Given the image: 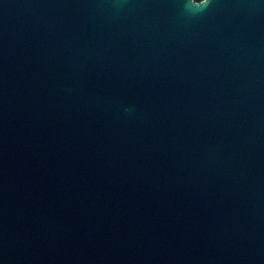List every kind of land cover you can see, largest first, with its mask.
I'll use <instances>...</instances> for the list:
<instances>
[{"label": "water", "instance_id": "water-1", "mask_svg": "<svg viewBox=\"0 0 264 264\" xmlns=\"http://www.w3.org/2000/svg\"><path fill=\"white\" fill-rule=\"evenodd\" d=\"M0 0V264H264V0Z\"/></svg>", "mask_w": 264, "mask_h": 264}, {"label": "clouds", "instance_id": "clouds-1", "mask_svg": "<svg viewBox=\"0 0 264 264\" xmlns=\"http://www.w3.org/2000/svg\"><path fill=\"white\" fill-rule=\"evenodd\" d=\"M210 3H212V0H203V4L200 7H205V6L209 5Z\"/></svg>", "mask_w": 264, "mask_h": 264}, {"label": "trees", "instance_id": "trees-1", "mask_svg": "<svg viewBox=\"0 0 264 264\" xmlns=\"http://www.w3.org/2000/svg\"><path fill=\"white\" fill-rule=\"evenodd\" d=\"M196 1H198V2H199V1H202V0H196Z\"/></svg>", "mask_w": 264, "mask_h": 264}]
</instances>
